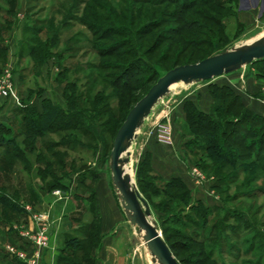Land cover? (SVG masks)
<instances>
[{"label": "rangeland", "instance_id": "obj_1", "mask_svg": "<svg viewBox=\"0 0 264 264\" xmlns=\"http://www.w3.org/2000/svg\"><path fill=\"white\" fill-rule=\"evenodd\" d=\"M143 1L0 0V36L3 41L0 45V76L7 66H13L20 109L28 108L31 116L36 118L37 113L32 111L34 103L31 101L41 96L52 98L53 104L65 111L74 109L78 104L92 110L93 100L100 95L108 97L109 102L116 105L114 107L119 105L123 92L112 89L109 82L112 75L118 74L121 69L101 67L102 64L122 65L124 61L130 60V57H99L96 52L98 46L105 47L111 43L100 42L95 36L96 28L93 27L98 25L119 22L126 27L130 26L137 33L148 23L158 22V26L152 30L150 28L151 32L145 35L144 42L142 41V52L147 54L145 56L156 74L145 87L128 93L123 100L124 106L115 108L114 112L119 119H123L133 106V99L136 101L143 98L157 79L173 67L196 64L209 56L243 45L264 42V28L250 34L237 21L231 20L227 29H222L218 21L236 15L235 10L225 7L232 4L231 0H159L161 5L158 6ZM130 19L134 24L129 23ZM106 27L109 28L107 25ZM19 30L23 32V39L18 42L16 36ZM57 34L46 61L41 65L37 64L35 58L30 56L29 47L34 44L41 50L44 42L49 43ZM13 46L17 47V51ZM95 64H100V67H92ZM224 86L236 93H247L264 108V62L250 64L237 72L207 82L173 86L171 92L156 106L139 131L138 138L130 146V164L126 169L137 185L138 166L145 158V151L141 150L142 143L152 126L154 128V125L156 127L167 123V119H170L176 137L181 139L184 161L192 170L197 168L203 174L202 184L213 196L214 205L206 218L207 224L201 217L192 216L191 221L195 220L199 227L185 225L184 219L190 214L189 208L184 206L185 203L171 202L160 193L166 186V181L165 184L160 182L164 180L157 173L146 169L141 174V185L153 206L151 221L162 233L163 238V230L165 231L166 238L175 246L179 262L264 264V171L261 169L264 166V154L258 162L253 157L218 174L216 168L221 161L213 159L207 153L194 155L190 147L187 151L183 149L185 143L196 141L187 127L186 114L180 117L178 110L174 109V100H182L185 105L188 101L184 102L185 96L189 93L201 92L211 95L213 87ZM218 105L220 103L215 102V106ZM164 112L167 113V119L156 121V116ZM24 116L25 113L22 112L16 120L3 124L10 128L9 133L5 132L8 138H20L23 144H19V151L23 154L19 156L18 151L8 152L6 148L0 147V195L13 196L21 206L28 205L34 210L35 206L42 202H53L59 211V216L57 213L56 216L61 218L66 235L64 251L60 252L59 256L71 257L74 262L82 264L85 258L92 259L99 248L98 219L95 218L94 210L95 187L102 174L111 173L113 138L122 119H118L116 124L98 128V137L93 141L74 135L78 141L89 144L90 149L72 150V147L66 151L61 145V137L69 136V132L59 129L52 130L43 137L26 135L29 129ZM215 116L218 121H226L222 114ZM106 118L103 116L102 122ZM40 121L41 119H36L39 126ZM98 126H101L100 123ZM202 143L204 144V141ZM49 144L54 146L51 152L60 154L59 159H63V165L59 159H53L50 151L46 150ZM10 162L13 163L11 167ZM252 162L258 163L257 166ZM80 173H85L86 176L82 179ZM229 176L230 178H227ZM221 179L226 183H220ZM197 184L199 185L198 182ZM58 192L60 194L56 195ZM196 204L192 201L190 206ZM86 208H89V214H84ZM2 215L14 216V213L0 207V217ZM171 215H175V221L165 222L164 219ZM221 220H224V226L231 230H219L216 227L212 231ZM189 222L190 220L187 223ZM191 232H195L198 239H203L204 244H194L189 240ZM70 239L79 241V247H66V241ZM138 242L139 250L145 256L147 264H153L140 232ZM230 246L234 249L231 250ZM7 250L8 246L4 251L6 254ZM203 251L205 254H202Z\"/></svg>", "mask_w": 264, "mask_h": 264}, {"label": "trees", "instance_id": "obj_2", "mask_svg": "<svg viewBox=\"0 0 264 264\" xmlns=\"http://www.w3.org/2000/svg\"><path fill=\"white\" fill-rule=\"evenodd\" d=\"M231 1L232 4L230 6H225V7L232 8L233 10L236 11V6L234 5L235 0H231ZM143 2L154 6L161 5L159 0H157L156 2H154L153 0H144ZM129 17L132 18L131 15ZM122 18L126 19L125 17ZM231 20L237 21L236 16L235 17L230 16L224 19L222 18L218 22L221 25L222 29L226 30L227 25ZM128 21L130 24H134L132 19ZM106 25L109 26V28H107ZM106 25L104 24L101 26L98 25V27L92 26L93 28H96L95 36L98 37V40L100 42L111 43L110 45L105 47L98 46L96 52L99 55V57L110 58L117 56L118 58H120V57H124L125 55L127 57H130V60L124 61L125 63L122 65L117 66L115 64H102L101 67L103 69L106 68L110 69L111 67L115 69H121V72L112 75V79H110L109 82V86L112 89H114L115 91L123 92V95L119 99V105L117 107H114L116 105L115 104L112 105L109 102L110 99L108 97L106 98L100 95L99 97H97V99L93 100V103L91 104L92 110L89 108H85L84 106H81V104L80 105L78 104L74 109L70 108L68 111H65L59 106L53 104L51 100L45 99L43 101L42 113H39L35 107H31L32 111L37 113L36 118L34 116H31V114L29 113L30 110L28 108L20 109L21 113L22 112L25 113L24 118L26 124L28 125L27 128L29 129V132L28 133L26 132L27 133L26 135L43 137L45 134H47L52 130L57 131L60 129V131L70 133L69 136L61 137L62 143L61 142L60 143L61 145L64 146L66 151H68V148H72V147H73L72 150H76L78 148H80V150L90 149L88 147L89 144L87 145L85 143H82L81 140L78 141L77 140L78 138L74 135H80L82 137H86L88 138L89 141L95 140L98 137V133H97L98 128L100 127L105 128L113 123L116 124L119 117H116V113L114 112V110L115 108L118 107L120 108L124 106L123 100L125 96L128 93H134L135 91L145 87L148 83H150L151 81L150 78H152L156 74V71L152 69L151 62L146 57L147 54H144L142 52L143 50L142 41L144 42L143 37L145 35L150 33L152 29L158 26V22L148 23L143 28L139 29L137 33L134 32V30L130 26L126 27L124 24H121L119 22H117V24L107 23ZM57 36L58 34L55 37H53L49 41V43L44 42V45L40 43V45H43L41 50L38 49L36 45L34 46V44L31 45V47H29L30 56L35 58L37 64L41 65L46 61L47 57L49 56V53L52 50V44L54 43V40ZM1 38L2 37L0 36V45L3 42ZM49 46H51V48ZM126 48L127 50H125ZM121 50H123V52H121ZM259 62H264V59L258 60L253 64ZM178 66H175L172 69ZM92 67L99 68L100 64L97 65L95 64ZM160 78H158L157 81ZM100 80L102 79L100 78ZM153 85L151 86V88L153 87ZM151 88H149V90ZM211 96L214 100L213 103L214 108L212 107L210 113H204L200 111L196 107V105L191 101L186 102L184 106V112L186 114V121H187L186 124L187 127L190 129V131L193 133L195 137L193 140L196 142L190 141L185 143L183 145V149L187 151L188 148L190 147L191 152L194 155H197L198 153H207L209 156L213 157V159L221 161L216 168L218 174H221L224 171V169L228 167L233 168L236 165L243 163L245 160L253 159V157H255V159L258 162L259 161L258 159H260L261 155L264 154V116L248 109L243 103L241 97L233 89L227 86L221 88L213 87ZM141 99L142 98L136 101H134L133 99L131 103H133L134 106ZM215 102L220 103V105L215 106ZM132 107L129 108V111L127 112V114L123 119L122 117H120L119 121L121 119L122 120L120 125L116 129L113 141L119 129L125 122L126 117L128 113L131 111ZM216 114H222L223 117L226 118V121L216 120V116H215ZM103 116L107 117L106 120H104V122H102ZM37 118L41 119L40 126L36 122ZM99 123L101 126H98ZM9 129L10 128L6 125L3 124L0 125V147L6 148L8 152L18 151L19 156H21V154L23 153H20L19 151V144H21L22 142L20 138H17L16 136H13L12 138H8L5 132L9 133L10 132ZM203 141L204 144L202 143ZM53 147L54 146L49 144L46 147V150L50 151L52 158L53 159L55 158V160H57L60 158V154L51 152ZM144 157L145 158L142 159V161L138 166V171L136 174L137 185L139 191L141 192L143 197L148 201L152 209L153 206L149 198L145 195L144 189L142 188L141 185V179H142L141 174L143 171H146V169L149 172H154V170L151 167L150 155L148 153H145ZM60 163L61 165H63V159L60 161ZM252 164L255 165L256 163L252 162ZM11 166H13L12 162H10V167ZM49 169H51L50 166ZM261 169L262 171H264V166H262ZM80 176L83 179L86 176V174L80 173ZM227 178H230V176ZM220 183H226V181L221 179ZM216 187L217 185L214 186V188ZM160 193L168 197L171 202H182L185 203L184 206L186 208H189L190 214L186 215L184 219L186 221L185 225L188 226V224H192L193 226L199 227L198 223L195 220L191 221L192 216L201 217V220L205 224H207L206 218L208 217L209 210L212 207L205 206L202 202H196L197 203L196 205L190 206L191 202L193 201L192 193L190 189L187 187V185L180 178H172L170 180H167L166 186L164 187L163 191ZM0 207L2 209L10 211L11 213H16L20 215L25 214L24 208L23 206H21L18 199H15L13 196L11 197L7 194L0 195ZM94 210L96 211L95 218L98 219L97 204ZM174 217L175 215H171L170 217H166L164 221L165 222L170 220L175 221ZM188 220H190L189 223H187ZM224 223H225L224 220L219 221L215 225V227L212 228L211 230L212 231L215 230L216 227H218L219 230L220 228L221 230L230 229V228H226L224 226ZM163 233H164V240L166 241L167 245L171 249L176 259L179 261L177 253L175 251V246L170 244L168 238H166L165 236L164 230ZM189 240L194 242V244H198V245L204 244V240L198 239L195 232H191V235L189 236ZM190 246H192V244H190ZM66 247H70L72 249L78 248L79 241H77L76 239L67 240ZM230 249L233 250L234 249L233 246H230ZM202 254H205V252L203 251ZM92 260L93 259L85 258L82 264H92ZM180 263L185 264L182 261H180ZM57 264H79V263L74 262V260L71 257L62 255L58 258Z\"/></svg>", "mask_w": 264, "mask_h": 264}, {"label": "crops", "instance_id": "obj_3", "mask_svg": "<svg viewBox=\"0 0 264 264\" xmlns=\"http://www.w3.org/2000/svg\"><path fill=\"white\" fill-rule=\"evenodd\" d=\"M234 5L236 6L237 22L246 32L253 34L264 28V0H235ZM16 39H19L18 42L23 39L21 30L17 32ZM13 49L17 51V47L13 46ZM237 94L248 109L264 116V108L256 103L251 96L243 92H237ZM45 99L52 101V98L47 96H41L31 101L39 113L43 111ZM187 100L193 102L204 113H210L214 103L210 94L201 92L189 93L185 96L184 102ZM174 101L176 104L174 109L178 110L181 117L185 113V105L181 102L182 100ZM165 112L156 116V121L167 119ZM20 114L19 94L17 87H15L8 99L0 98V125L16 120ZM166 122L168 124L164 123L156 127L154 125V128L151 127L145 137L146 140L142 143L141 150L150 155L152 169L164 180V182H160L165 184L167 180L180 178L190 189L193 201L202 202L205 206L211 207L214 205L213 196L210 195L206 186L197 184L192 174V167L187 165L181 154V139L176 137V131L171 120L167 119ZM95 198L98 214L99 248L92 258V264H147L145 256L139 250L138 229L128 221L120 205L111 173L101 175L100 181L95 187ZM35 207L39 212H47L53 222L50 245L44 251L43 262L44 264H57L59 254L64 250L66 236L61 218L56 216L59 211L53 202H42ZM71 211L73 212L72 209ZM76 212L74 209V213ZM63 213L62 210V215ZM86 213H90L89 208H86L84 214ZM16 225L34 229V224L26 211L25 214L21 215L14 213V216L4 217L2 215L0 217V264H25L13 260L4 252L7 246L12 245L19 248L24 246L29 248L24 244L23 238L14 231Z\"/></svg>", "mask_w": 264, "mask_h": 264}, {"label": "water", "instance_id": "obj_4", "mask_svg": "<svg viewBox=\"0 0 264 264\" xmlns=\"http://www.w3.org/2000/svg\"><path fill=\"white\" fill-rule=\"evenodd\" d=\"M264 59V43L225 51L208 57L196 64L178 66L162 76L149 92L131 109L119 129L111 152L110 170L119 202L128 221L144 235V243L156 264H181L164 240L162 233L151 221L153 212L148 201L139 191L130 175L125 174L124 165L130 163L128 149L138 138L145 119L151 114L160 99L168 95L174 84H199L224 75L232 74L243 67ZM126 155V158H125Z\"/></svg>", "mask_w": 264, "mask_h": 264}, {"label": "built area", "instance_id": "obj_5", "mask_svg": "<svg viewBox=\"0 0 264 264\" xmlns=\"http://www.w3.org/2000/svg\"><path fill=\"white\" fill-rule=\"evenodd\" d=\"M12 65L7 66L3 74L0 76V98L8 99L15 89V74ZM192 174L199 184L204 181V176L197 168L192 170ZM60 193H56L59 195ZM25 211L29 215L34 229H28L25 226H14V231L23 238L25 246L22 248L16 246H8L7 255L13 260L23 262L25 264H44V251L49 248L51 238V228L53 222L47 212H39L25 205ZM31 249V250H30Z\"/></svg>", "mask_w": 264, "mask_h": 264}, {"label": "bare ground", "instance_id": "obj_6", "mask_svg": "<svg viewBox=\"0 0 264 264\" xmlns=\"http://www.w3.org/2000/svg\"><path fill=\"white\" fill-rule=\"evenodd\" d=\"M264 43V42H263ZM245 46H248V45H245ZM250 46V45H249ZM241 47V46H240ZM240 47H238V48H240ZM237 49V48H236ZM178 84H183V83H178ZM178 84H174V85H172L171 87H170V91H171V88H173V86H176V85H178ZM183 85H185V84H183ZM194 85V84H193ZM185 86H189V85H185ZM161 100H163V98L162 99H160L159 101H158V103L155 105V107H154V109L156 108V106L160 103V101ZM154 109L152 110V112L154 111ZM152 112H151V114H152ZM150 114V115H151ZM150 115L145 119V121H144V124H145V122H146V120L150 117ZM144 124H143V126H144ZM143 126L140 128V129H138L137 130V134L139 135V131L143 128ZM136 140H134L133 141V143L135 142ZM132 143V144H133ZM131 144V145H132ZM131 148V147H130ZM129 150V149H128ZM130 164V163H129ZM129 164H125L123 167H124V170H125V174H127V175H130L131 176V178L133 179V177H132V175L129 173V171L126 169V167L129 165ZM135 182H134V180H133V184H134ZM144 235H145V232H142V234H141V236H142V238H144ZM143 243H144V240H143ZM145 244V243H144ZM158 261L156 260V262H155V258L154 257H152V263L153 264H156Z\"/></svg>", "mask_w": 264, "mask_h": 264}]
</instances>
